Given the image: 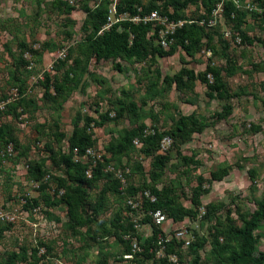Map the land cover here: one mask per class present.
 I'll return each mask as SVG.
<instances>
[{"label":"rangeland","instance_id":"rangeland-1","mask_svg":"<svg viewBox=\"0 0 264 264\" xmlns=\"http://www.w3.org/2000/svg\"><path fill=\"white\" fill-rule=\"evenodd\" d=\"M127 1L0 0V131L5 137L0 139V264H226L212 250L215 228L225 233L230 225L240 226L264 204V18L260 1L231 0L243 14L234 22L223 14V3L228 0L213 3L212 18L193 55L168 41L163 49L173 47V55L158 56L151 49L160 45L157 37L152 45L144 44L145 55L140 59H86L80 46L92 34L95 22L87 11L105 6L113 24L118 18H128L126 13L114 16V9L124 8ZM135 1L138 10L154 6L153 12L160 17L165 9L173 13L170 2L174 0ZM178 14L190 23L205 15L206 9L202 0H190ZM179 22L178 27L184 23ZM170 28L163 32H171ZM76 58V81L69 83ZM207 66L222 70L226 92L221 97H210L199 80L191 92L162 82L183 69L197 75ZM229 66L234 68L231 76L225 73ZM208 80L212 83L210 76ZM131 104L133 112L126 109ZM104 116L115 120L100 127L93 122L86 126L88 118L100 122ZM181 116L204 118L209 125L185 144L165 135L167 144L157 152L167 161L156 188H169L176 207L197 213L174 221L161 210L169 222L159 228L163 237L158 240L174 238V255L166 256L161 248L153 255L125 257L129 244L115 226L132 218L126 213L132 196L112 191L110 179L104 176L83 186L86 203L78 215L91 222L77 227L65 204L53 205L71 186L59 157L70 155L68 139L76 125L93 140L90 154L79 162L91 176L101 162L103 173L125 180V192L129 186H153V158L140 152V139L120 159L112 157L110 145H117L126 132L141 126L143 135L155 129L168 132ZM182 156L191 157L193 163L182 162ZM32 162L43 166L45 175L40 181L28 175ZM218 169L226 175L212 180L211 173ZM148 189L142 191L153 195ZM137 235L140 246L152 236L151 224H140ZM254 235L257 255L264 252V217ZM225 239L223 235L219 242ZM201 240L203 245L196 247Z\"/></svg>","mask_w":264,"mask_h":264},{"label":"trees","instance_id":"trees-1","mask_svg":"<svg viewBox=\"0 0 264 264\" xmlns=\"http://www.w3.org/2000/svg\"><path fill=\"white\" fill-rule=\"evenodd\" d=\"M189 1L190 0H183L182 2H179L174 0L170 2V6L173 8V13L170 14L167 12V9H165L161 16L166 17L168 22L178 23L179 21H184L180 27L174 29L172 34L168 35L167 40L170 41L171 45L181 47L187 55H193V53L199 49L201 41L204 37L205 28L207 27L209 20L212 18V9H214L213 3L217 4L220 0H202V3L206 9V14L199 16L196 20L190 23L189 21L185 20L184 17L178 14V11L183 10ZM259 1L260 9H262V15L264 18V0ZM137 6H139L137 1L129 0L126 2L124 8L118 7L114 9L115 17L119 13H126L128 18H118L113 24H110V18L108 17L109 10L105 6L102 8L99 6L94 11L88 10V13L86 12L87 15L92 17L95 22L92 23V34L88 36V38L80 46V52L82 55L86 59L94 58L97 62L108 61L110 59L119 57H123L127 60H131L133 58H143L145 55L142 53L144 44L152 45V41L158 37V32L161 28H163V26L157 25L154 22L134 21L136 18L143 19L145 16L153 13V10L156 9L154 6L148 5L141 6L140 10H138ZM223 9V14L228 21L234 22L236 19H239L243 16V14L237 10L233 4V1L231 0L223 3ZM108 24H110L108 29L98 33ZM148 34H152L149 41L147 40ZM157 40L158 38L156 41ZM209 47L213 48L212 46ZM151 49L152 53L161 57L171 56L175 51L173 47H170L168 50H164L159 44L158 47ZM75 64L77 67L70 68L69 70L70 73H72V78L68 80L69 83H74L76 81L75 75L78 72V58L75 59ZM117 69L119 70V68ZM233 69V67L229 66V68L225 70L226 75L231 76L233 74ZM208 76L211 77L212 83L208 80ZM158 77L160 79L159 72ZM45 80L48 81L49 78L46 77ZM196 80H199L201 83L206 85L210 91V97H213V95L221 97L223 93L226 92L223 83L222 70L211 66H207L204 72L197 75H195L192 70L183 69L175 76H165L162 79V82L166 85V87H171L174 84L178 90H187L191 92L193 91ZM61 87L62 86H58L57 91H61ZM126 109L133 112L135 110V106L131 104ZM225 110L227 111V114L230 111L228 107ZM117 115L119 116L120 113L118 112ZM215 117H220V115L217 114ZM114 120V118H110L109 116L102 117L100 122H96L88 118L86 126L93 122L97 127H100L106 122ZM208 125L209 123L204 118L198 119L195 116H181L174 122L173 127L168 132H159L157 129H155L152 134L143 135L142 132L144 127L141 126L126 132L125 135L118 141L117 145L113 146L111 144L109 151L112 157L120 159L123 155H126L133 141L135 139H140V152L144 156H151L153 158L151 164L153 172L150 174V181L153 186L150 187L148 184H142L138 187L129 186L125 192L119 190L121 186L120 182L113 178V173H103V164L101 162L97 163V167L93 169L92 176L89 179L85 174L86 166L81 164L79 161H74V156L72 154L74 149H77L78 155L82 156L85 151L93 144V140L87 131L84 128L81 129L78 127V125H76L71 137L68 139L70 155L66 156L60 154L59 157V162L63 165L66 179L71 184V186H68L65 194L59 200L53 202V205L65 204L68 208L70 220L75 221L77 227H82L88 222H91L89 218L84 220L80 215H78V210L82 209L86 203V195L83 186L91 180L104 176L106 179H110L112 191L117 192V194L121 196L126 194L128 196H134L139 191L149 188L148 190H150V192L155 196L156 201L154 203H150L149 201L144 200L143 207L145 212L160 209L164 213L166 212L167 216L171 217V219L174 221H181L188 216L196 217V212L186 210L181 206H175L174 200L170 196L169 188H156L155 182L160 177L161 171L164 169L165 163L167 161L165 156L157 154V152L160 150L161 141L165 135H169L174 142L185 144L190 141L194 134H200L203 132L204 129L208 127ZM4 138V133L0 131V139ZM181 161L186 164L193 163L192 158L186 156H182ZM135 168L141 169V166L137 165ZM133 169L134 168L132 167V170ZM27 171L29 177L34 181H40L45 175L42 164L37 162L30 163L28 165ZM225 175L226 172L224 170L218 169L217 171L211 173V179L219 181ZM251 176H254L253 172L251 173ZM127 212L128 215L131 212L128 206H126V213ZM263 217L264 204L262 203L259 208L252 213L250 218L244 219L242 221L240 226L230 225L227 232L225 233H222L218 228H215V233L212 234V250L214 255L222 259V261L226 264H264V252L257 255L255 254L257 238L254 235V232ZM128 218L125 224H123L121 220L118 221V224L115 226L117 230L122 232L118 235L122 237L121 239H124L123 236L125 235H130L131 237H136L138 240L139 236L134 229L132 219H130L129 216ZM144 223L151 224L152 236L145 240L143 244H140L142 252L134 254L133 257L143 254L153 255L158 251V249L161 248H163V252L166 256L174 255L176 240L172 238L168 241H165L164 239L159 245L157 243L159 241L158 237H163L162 231L159 228L162 227L154 226L151 223V218L148 215H145V217L140 220L141 225ZM223 235H226V239L223 243H220L219 238ZM128 241L129 240L126 242L129 245H127L125 252L127 253L126 255H131V244ZM232 242L235 244V248L232 247ZM203 243L204 240H201L195 244V246L201 247ZM179 246L180 244L178 243L177 247ZM194 253L197 255V250H195ZM197 259L198 257L196 258L195 263L198 262Z\"/></svg>","mask_w":264,"mask_h":264},{"label":"built area","instance_id":"built-area-1","mask_svg":"<svg viewBox=\"0 0 264 264\" xmlns=\"http://www.w3.org/2000/svg\"><path fill=\"white\" fill-rule=\"evenodd\" d=\"M134 21L154 22L157 25L163 26V28H166V27L170 28L171 27L170 29H172V30L169 33H164L163 28H161L158 32V41H159L162 48H166L168 43H169L167 40L168 35L172 34L174 29L177 28L179 24H181L180 22H178V23L168 22L166 17H160L157 15L156 12H153V13L145 16L143 19L136 18V19H134ZM135 143H136V141H135ZM165 144H167V140L163 139L161 141L160 147L163 149ZM90 152L91 151L89 149H87L82 156H79L77 149H74L73 150L74 161L75 162L81 161L82 159H84L87 156V154H90ZM85 174L87 177H91L90 170H86ZM116 179L120 182V185H121L119 190L123 191V186L125 184V180H123L121 178V176H118V178H116ZM137 199H139V200H137ZM144 200L149 201L150 203H154L156 201V198L154 195H151L149 192L142 191V192H138L135 196L130 197L128 200V206L131 210V212H130L131 217H132L131 219H132V222L134 224V229L136 230V233H138V230H139L140 224L138 222L140 220V217L143 218V217H145V215H148L151 218V222L154 226L162 227L164 224L169 222V220H167L165 214L160 209L150 210L148 212H145L144 207H143V201ZM177 235H176V237H177ZM123 238L125 240H129L130 244H131L132 254L125 256L126 258L131 259L134 254L142 252L141 247L137 243L138 241H137L136 237H131L130 235H125V236H123ZM161 242H162V240H159L157 243L160 245Z\"/></svg>","mask_w":264,"mask_h":264}]
</instances>
